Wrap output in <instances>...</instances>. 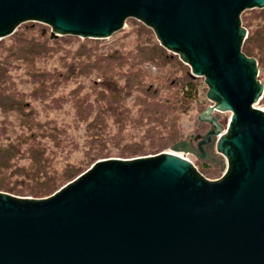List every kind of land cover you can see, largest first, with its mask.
Returning <instances> with one entry per match:
<instances>
[{
  "label": "water",
  "instance_id": "1",
  "mask_svg": "<svg viewBox=\"0 0 264 264\" xmlns=\"http://www.w3.org/2000/svg\"><path fill=\"white\" fill-rule=\"evenodd\" d=\"M264 0H0V40L22 23L51 39H107L134 18L204 77L213 102L205 135L172 151L225 156L204 177L173 152L96 161L45 198L0 191V264H264V94L256 58L242 47V14ZM230 112L227 129L215 112Z\"/></svg>",
  "mask_w": 264,
  "mask_h": 264
},
{
  "label": "rangeland",
  "instance_id": "2",
  "mask_svg": "<svg viewBox=\"0 0 264 264\" xmlns=\"http://www.w3.org/2000/svg\"><path fill=\"white\" fill-rule=\"evenodd\" d=\"M242 15L252 19L250 27L243 25L248 34L259 30L264 36V9H248ZM50 34L49 25L29 21L0 40V67L10 77V88L20 93L15 99L27 105L25 111L31 110L27 119L0 108V156L5 159L0 182L13 189L0 191L45 198L96 161L171 152L175 143L210 129L198 119L213 104L204 77L193 76L179 55L162 47L141 21L128 19L107 39H51ZM32 42L39 45L40 55L22 51ZM157 46L173 59L165 62L155 56ZM259 51L258 78L264 83V43ZM188 74L197 82V93L189 101L181 92L190 93L185 87ZM257 106L264 110L262 98ZM214 114L226 130L231 113ZM7 148L10 151H3ZM213 153V160H201L191 152H177L204 177L217 180L228 165L216 148ZM72 168L81 172L67 181L64 174ZM53 179L54 192L35 194Z\"/></svg>",
  "mask_w": 264,
  "mask_h": 264
},
{
  "label": "trees",
  "instance_id": "3",
  "mask_svg": "<svg viewBox=\"0 0 264 264\" xmlns=\"http://www.w3.org/2000/svg\"><path fill=\"white\" fill-rule=\"evenodd\" d=\"M251 20H252L251 16L242 15V23L245 27L251 26ZM262 29H264V27ZM52 41L54 42L55 40ZM263 43H264V36H262L259 30H255L249 32L242 47V51L247 56L256 58L259 66H260V58H258L256 55L259 54V52H261L259 50H261ZM22 51L26 53V56L40 55L39 45L35 42L30 43V46H28ZM155 56H157L161 60H164L165 62L173 59V57H171V55H169L167 51L160 46H157ZM148 58L151 59L149 56ZM9 79L10 77L7 75L6 71L0 67V108L4 113H7L8 111H14L19 113L20 116H22L23 118L28 119L31 115L30 112L31 110L25 111L27 105H23V102H21L19 99H15V97H18V95H20V93L10 88ZM186 81L187 82L185 84V87L189 88L188 90L190 91V93L187 94L186 92H183V89H181V92L184 100L189 101L190 99H193L197 93V89H196L197 82L195 81V78L189 74L186 75ZM262 99L264 100V94L262 96ZM162 113H164V111ZM3 151H10V148H7L6 150ZM3 161H5V159L1 155L0 167L2 166ZM80 172L81 170L79 168H72L71 171H69L67 174H64V179H66L67 181L72 180L77 175H79ZM55 185H56V180L55 179L50 180L47 184L42 186L41 190L35 191V194L37 196L50 194L51 192H54L57 189ZM2 189L9 191L13 190L12 188L8 187V185H5L3 181L0 182V190Z\"/></svg>",
  "mask_w": 264,
  "mask_h": 264
},
{
  "label": "flooded vegetation",
  "instance_id": "4",
  "mask_svg": "<svg viewBox=\"0 0 264 264\" xmlns=\"http://www.w3.org/2000/svg\"><path fill=\"white\" fill-rule=\"evenodd\" d=\"M188 141L190 142V146L192 149H194L195 151H198V141H195L192 137H190V139H188ZM205 150L208 153V156L206 158V160H213V148H211L209 145H205L204 146Z\"/></svg>",
  "mask_w": 264,
  "mask_h": 264
},
{
  "label": "bare ground",
  "instance_id": "5",
  "mask_svg": "<svg viewBox=\"0 0 264 264\" xmlns=\"http://www.w3.org/2000/svg\"><path fill=\"white\" fill-rule=\"evenodd\" d=\"M171 152H173V153L177 154V152H175V151H171ZM178 155H179V154H178Z\"/></svg>",
  "mask_w": 264,
  "mask_h": 264
},
{
  "label": "built area",
  "instance_id": "6",
  "mask_svg": "<svg viewBox=\"0 0 264 264\" xmlns=\"http://www.w3.org/2000/svg\"><path fill=\"white\" fill-rule=\"evenodd\" d=\"M261 98H262V97H261ZM261 98H260V99H261ZM186 159H187V158H186Z\"/></svg>",
  "mask_w": 264,
  "mask_h": 264
}]
</instances>
